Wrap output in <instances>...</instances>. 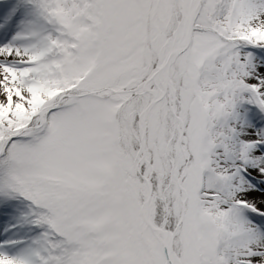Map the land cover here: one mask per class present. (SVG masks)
<instances>
[{"label": "snow or ice", "instance_id": "obj_1", "mask_svg": "<svg viewBox=\"0 0 264 264\" xmlns=\"http://www.w3.org/2000/svg\"><path fill=\"white\" fill-rule=\"evenodd\" d=\"M0 264H264V0H0Z\"/></svg>", "mask_w": 264, "mask_h": 264}]
</instances>
